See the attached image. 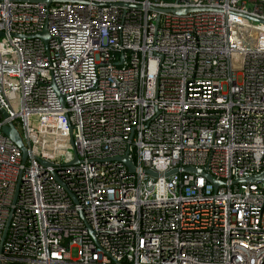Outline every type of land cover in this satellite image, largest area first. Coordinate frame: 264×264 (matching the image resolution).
<instances>
[{
  "label": "built area",
  "instance_id": "obj_1",
  "mask_svg": "<svg viewBox=\"0 0 264 264\" xmlns=\"http://www.w3.org/2000/svg\"><path fill=\"white\" fill-rule=\"evenodd\" d=\"M0 106V264H264V0H0Z\"/></svg>",
  "mask_w": 264,
  "mask_h": 264
},
{
  "label": "water",
  "instance_id": "obj_2",
  "mask_svg": "<svg viewBox=\"0 0 264 264\" xmlns=\"http://www.w3.org/2000/svg\"><path fill=\"white\" fill-rule=\"evenodd\" d=\"M46 2L50 3L52 1H46ZM171 12L173 14H175V15H182V14L185 13V11H183V10H172ZM39 37L44 39L46 42L50 38L49 37V33H48L47 30H44V32L41 33L39 35ZM0 113L2 114L3 118L6 119L8 117L7 112L4 109H2L1 106H0ZM2 131L7 137H9L19 147V149L21 150L22 155H23V161L26 162L27 158H28V150H27V147H26V145H25V143H24L19 131L14 126V124L10 123V124H8L6 126H3ZM121 161L127 163L131 167L132 170L134 169L133 162L129 158H124ZM186 171L189 172V173H198L200 175H204L215 187H218L220 185V182L216 181L214 178H212L211 176H209L208 174H206L203 171H194V170H191V169H188ZM174 173H176V171L173 172V173H168L166 176L169 177L171 174H174ZM254 181H256V179H250L249 180V182H254Z\"/></svg>",
  "mask_w": 264,
  "mask_h": 264
}]
</instances>
